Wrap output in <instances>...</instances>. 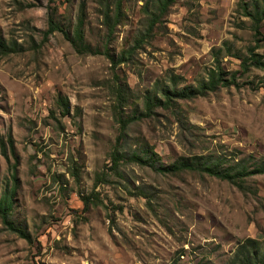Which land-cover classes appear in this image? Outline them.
Listing matches in <instances>:
<instances>
[{"label": "rangeland", "instance_id": "374dc122", "mask_svg": "<svg viewBox=\"0 0 264 264\" xmlns=\"http://www.w3.org/2000/svg\"><path fill=\"white\" fill-rule=\"evenodd\" d=\"M149 1H122L110 52L132 44ZM78 2L0 0V36L20 45L0 56V192L13 173L10 218L30 236L0 221V264H226L243 239L263 245L264 174L247 178L252 191L242 192L205 174H161L128 160L110 169L116 115L139 116L154 82L168 84L172 73L183 79L178 86L195 84L214 55L225 69L239 70L234 54L246 55L254 40L237 0H174L152 35L114 66L103 54L76 53L58 31L44 34L48 4L70 29ZM84 11V39L100 45L95 3L85 0ZM260 33L253 51L264 60V20ZM237 82L133 119L119 149L140 153L149 145L163 163L194 154L224 163L264 156V69L249 66ZM114 84L126 88L120 105ZM57 94L68 101L67 115L59 116ZM90 191L98 203L83 209L78 194Z\"/></svg>", "mask_w": 264, "mask_h": 264}, {"label": "trees", "instance_id": "16d2710c", "mask_svg": "<svg viewBox=\"0 0 264 264\" xmlns=\"http://www.w3.org/2000/svg\"><path fill=\"white\" fill-rule=\"evenodd\" d=\"M56 0H49V3H55ZM67 1V0H64ZM95 3L96 10L101 17V25L104 28L103 41L100 45H90L84 39V18H85V0H79L74 22L70 29L64 28L60 21L56 20L55 15L57 7L55 5H47L46 29L44 34L58 31L62 34L65 40L68 41L71 48L79 54H103L112 66L127 61L134 50L139 47L140 43L149 35L152 34V28L159 21L167 9V6L174 0H150L145 2L141 7V12L146 15V21L143 29L138 32L132 44L126 48L120 49L117 53L110 52L107 43L110 40L111 34L115 25L121 20L122 10L121 3L123 0H92ZM148 4H151V9ZM236 9L238 13L245 17L248 22V28L251 31L254 46L257 45L261 37L260 26L264 20V0H237ZM226 46V45H225ZM247 47L246 55L234 54L239 60V70H227L218 61L217 57L213 56V64L210 65L202 78L196 80L195 84H184L178 86L180 80H183L178 74H169V83L165 84L161 81L154 82L152 88L146 91L142 101V111L139 116H148L152 113L153 108L162 107L164 109H173L174 103L179 99H191L197 96H203L208 92L215 91L218 87L238 86L237 78L244 73L249 66L264 69V60L253 51V47ZM20 49V45L16 42H6L0 36V56L11 52H16ZM116 77V76H115ZM258 85L264 88V82H259ZM125 86L114 84L112 90L115 93L117 105L125 102ZM55 104L58 108L59 116L68 114L69 104L65 97L57 94ZM117 109V107L115 108ZM116 111V110H115ZM134 114L121 117L116 115V120L119 123V132L115 138V142L110 150V169L117 170L120 160H128L140 165H146L152 170L161 174H176L182 171L196 172L205 174L220 180H225L242 192L252 191L250 186L246 184V179L256 175L264 174V156L255 157L250 154H244L237 160H231L224 163L221 156L211 154L186 155L175 158L170 163H163L159 160L158 155L152 150V146H142L141 152L131 151L129 153L120 150L119 139L124 134V129L127 123L135 118H139ZM9 146H11V138L6 136ZM0 151L3 156L5 153V142L0 140ZM10 185L4 183L0 192V221L3 226L15 232L19 237L26 241L30 240V236L26 230L19 224L14 223L10 218L16 182L13 173L10 174ZM254 192V191H253ZM137 195L145 197V194L135 192ZM82 208L86 209L89 205L98 203V198L90 191L87 194H78ZM264 242V241H263ZM256 239L247 237L237 244L232 256L226 264H264V243Z\"/></svg>", "mask_w": 264, "mask_h": 264}]
</instances>
